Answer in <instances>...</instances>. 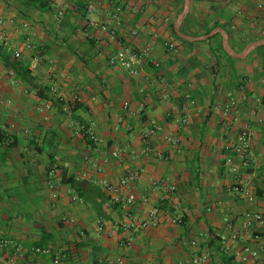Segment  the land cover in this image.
Listing matches in <instances>:
<instances>
[{"label":"crops","instance_id":"0c3cea01","mask_svg":"<svg viewBox=\"0 0 264 264\" xmlns=\"http://www.w3.org/2000/svg\"><path fill=\"white\" fill-rule=\"evenodd\" d=\"M259 1L190 0L180 29L219 21L230 48L241 52L264 35ZM49 2L51 11L0 3V44L12 51L33 44L40 58L25 48L20 60L34 82L70 104L59 111L0 60V238L22 246L16 264H54L56 254L59 264H198L201 255L199 264H257L242 260L241 248L264 255V48L227 56L215 52L219 32L177 38L171 25L183 0ZM29 17L35 26H27ZM144 48L131 68L114 58ZM84 128L97 139L86 140ZM241 129L250 134L248 167L234 150ZM128 170L135 177L119 192L136 200L123 208L101 180L118 184ZM245 211L262 219L244 227ZM41 237L51 254L34 256ZM8 251L0 246V255Z\"/></svg>","mask_w":264,"mask_h":264},{"label":"built area","instance_id":"2783aa9c","mask_svg":"<svg viewBox=\"0 0 264 264\" xmlns=\"http://www.w3.org/2000/svg\"><path fill=\"white\" fill-rule=\"evenodd\" d=\"M257 6L260 9H264V2L259 1L257 3ZM86 9L88 11H93L94 10V4L92 2L86 3ZM64 10L62 8H57L56 13L57 15H62ZM105 28V26H102ZM29 45H24V46H19L16 47L13 50V54L15 57L20 58L21 54L23 53V50L28 48ZM148 54L147 48H144L141 53H136L131 50H125L121 49L119 50L114 58L119 60L125 67L131 68L134 63H139L146 55ZM50 104L46 102L42 108H49ZM90 133V138L92 140H96V136L94 133ZM236 143L234 145V150L237 152L240 163L242 167H248L251 163V157L249 156L248 153V146H249V139H250V134L249 131L246 129H241L237 136H236ZM149 150L147 146H144L139 150L140 153H146ZM118 151L113 150L111 154L113 156H118ZM135 177V171L134 170H128L126 174H124L118 181V184H115L113 182L108 181L107 179L101 180L102 185L104 186V189H106L110 196L112 201L118 202L121 207H129L135 200L136 197L133 193H127V194H121L119 192V185H126L129 181H131ZM169 189H174V186H170ZM149 220L150 222L155 223L156 219V210L152 209L149 212ZM243 226L246 227L249 224L250 220H256L260 221L262 219V215L258 212H247L245 211L243 213ZM172 221L175 222H180L181 218L180 217H175L172 218ZM147 220H144L143 222L140 223V226H146L147 225ZM235 237V235H233ZM0 246L3 247L5 250H9L7 253L8 255H0V264H16V258L17 256H22L25 251H23L22 246L16 241L14 238H0ZM30 253L34 256H38L41 254H51V250L48 247H34L32 246L30 248ZM253 258L257 264H264V255L260 252L258 248L251 247L249 244L245 243L242 248H241V258L242 260H246L247 258ZM206 257L204 255H201L197 258H195V261L199 264L200 261L205 259ZM54 264H59L60 263V255L56 254L53 256L52 259ZM118 263H122V261L119 259ZM25 264H42V261L40 258L32 259V260H26ZM92 264H106L104 262H96Z\"/></svg>","mask_w":264,"mask_h":264},{"label":"trees","instance_id":"16d2710c","mask_svg":"<svg viewBox=\"0 0 264 264\" xmlns=\"http://www.w3.org/2000/svg\"><path fill=\"white\" fill-rule=\"evenodd\" d=\"M262 1L264 2V0H262ZM20 4L24 8L43 9L46 11H51L53 9L52 6L50 5L49 0H20ZM181 9H182V7L180 8V10ZM187 16H188V13H187L185 19L187 18ZM216 27H222L229 33L228 28L225 26V24L221 23L219 21H214L210 26H204L201 30H198L195 32H188V31H185L183 28L181 29V31L187 35H190V36H199V35H203L205 33H209L210 31H212ZM171 30L177 38H179L183 41H187V40L177 36V34L175 33V31L173 29V25H171ZM215 35L221 36L220 33H216ZM260 38H264V35L254 37L253 41L260 39ZM191 42L192 41H190V43ZM244 46H245V44L242 46V48ZM259 48H264V44L257 46L255 49H259ZM216 51L218 53H222V54L229 56L224 51V49L221 45V42H219V45L216 47L215 52ZM0 60L2 61L4 66L13 70V72L16 76H20L25 82L29 83L31 85V87L36 89V95L37 96H39L40 98H43V99L52 100L59 111L63 112L64 109L70 105L58 97L50 96L48 94V92L50 91V87L48 85H41V84H37L36 82H34V79H33L34 72H33V69L29 67V64L23 63L20 60V58L15 57L13 54V51L8 50L5 46H3V44H0ZM78 105H79L78 102L74 101L71 109L75 111L76 108L78 107ZM83 137L86 140H88L90 137V133L85 128L83 129ZM62 178L65 179V181L67 183H69L71 187H73L74 189H78L79 181H77L74 176H69L68 178H66V173L64 171H62ZM42 233H44V232H42ZM36 246H38V247H46L47 246L46 241H44V237H41V239L34 244V247H36Z\"/></svg>","mask_w":264,"mask_h":264},{"label":"water","instance_id":"95a60500","mask_svg":"<svg viewBox=\"0 0 264 264\" xmlns=\"http://www.w3.org/2000/svg\"><path fill=\"white\" fill-rule=\"evenodd\" d=\"M189 3H190V0H183L182 9L179 12V14L177 15L176 20L173 24V29H174L175 33L177 34V36H179L180 38H183L186 40H198V39L206 38V37L212 35L213 33L219 32L223 37L222 47H223L224 51L230 55L238 56V57L245 56L253 48H255L261 44H264V38L259 39V40H255V41L249 43L241 52H235L232 48H230V46L228 44V34L222 27H216L214 30L210 31L209 33H205L201 36H190V35L183 33L180 29V24H181L182 20L185 18L186 14L189 10Z\"/></svg>","mask_w":264,"mask_h":264},{"label":"rangeland","instance_id":"374dc122","mask_svg":"<svg viewBox=\"0 0 264 264\" xmlns=\"http://www.w3.org/2000/svg\"><path fill=\"white\" fill-rule=\"evenodd\" d=\"M0 3H1V0H0ZM16 7V6H15ZM7 9V11L6 12H8V11H10L11 9H9V7H7L6 8ZM5 12V14H7ZM19 12H21V11H19ZM23 15L25 16V13H23ZM64 16H65V12H63V14L62 15H57V13H55V19L56 20H58V21H61L63 18H64ZM29 18H31V20L30 19H28L27 21H29V24L27 25V26H35V23L37 22V20H34L32 17H29ZM31 22V23H30ZM22 36L24 37L25 36V31L23 30L22 31ZM25 39V38H24ZM26 40V39H25ZM12 42H8V46L10 45L11 47H13L12 45ZM28 49V51H29V53H31V55H30V58H34V55H36L37 54V56H38V58H40L39 57V54H38V52H39V50L37 49H35V46H33V44L32 45H29V47L27 48ZM32 49H35L36 51H33V52H31L32 51ZM33 53V54H32ZM21 57V56H20ZM35 59V58H34ZM40 73V72H39ZM41 74H43V72L41 73ZM48 74V73H47Z\"/></svg>","mask_w":264,"mask_h":264}]
</instances>
